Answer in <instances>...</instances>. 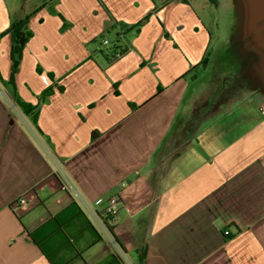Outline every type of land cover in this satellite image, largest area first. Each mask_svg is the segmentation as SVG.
Segmentation results:
<instances>
[{"label":"crops","instance_id":"1","mask_svg":"<svg viewBox=\"0 0 264 264\" xmlns=\"http://www.w3.org/2000/svg\"><path fill=\"white\" fill-rule=\"evenodd\" d=\"M27 2L0 0V264H50L29 231L73 200L103 236L87 264H264V115L224 96L225 70L203 80L195 0ZM26 18L13 73L5 32ZM52 173L64 187L18 218L11 204Z\"/></svg>","mask_w":264,"mask_h":264},{"label":"rangeland","instance_id":"2","mask_svg":"<svg viewBox=\"0 0 264 264\" xmlns=\"http://www.w3.org/2000/svg\"><path fill=\"white\" fill-rule=\"evenodd\" d=\"M41 1L44 0H28L27 5L32 7ZM194 3L212 35L211 58L203 80L213 87L217 70H225L224 96L237 104L253 101L264 115L260 109L264 106V0H195ZM202 3L206 6L204 11Z\"/></svg>","mask_w":264,"mask_h":264},{"label":"trees","instance_id":"3","mask_svg":"<svg viewBox=\"0 0 264 264\" xmlns=\"http://www.w3.org/2000/svg\"><path fill=\"white\" fill-rule=\"evenodd\" d=\"M26 25L27 18L13 24L5 32L10 33L12 37L13 73L17 71L23 47L29 37ZM3 84L10 86L12 93L16 96L13 78L4 80ZM49 92L50 89L45 94L47 95ZM17 102L26 114L36 109V106L26 104L20 100H17ZM32 116L34 124H36L35 113ZM38 132L40 131L38 130ZM42 186H47L52 192H57L64 187V183L56 173H52L42 182L27 191L24 194L27 200L26 205L24 204V206L20 207L18 202L11 204L18 218L22 219L27 212L41 203L37 191ZM114 219L111 218L110 221L113 222L115 221ZM108 228L119 242L113 232V227L109 225ZM29 234L50 264H87L84 253L103 239L101 232L75 200L71 201L60 211L52 214L45 222L29 231ZM96 264H122V262L115 254L110 253Z\"/></svg>","mask_w":264,"mask_h":264},{"label":"built area","instance_id":"4","mask_svg":"<svg viewBox=\"0 0 264 264\" xmlns=\"http://www.w3.org/2000/svg\"><path fill=\"white\" fill-rule=\"evenodd\" d=\"M104 44L107 46H110L111 45L110 40L104 39ZM113 54H114L113 58H117V57H120L122 55V52L116 51ZM102 201L103 200L101 198H99L95 201V203L97 205V204L102 203ZM17 202L19 205H24L27 203V200L24 196H21L17 200ZM119 210H120V198L119 197H113L111 200H109L108 205L104 208V213L109 217V219H111V218H115L117 216ZM90 211L91 212H97V210L94 209V207H93V209L90 208ZM225 233L227 234L228 231H226Z\"/></svg>","mask_w":264,"mask_h":264}]
</instances>
